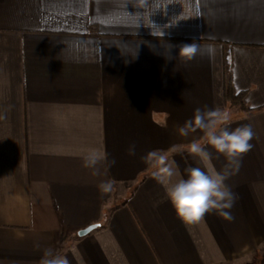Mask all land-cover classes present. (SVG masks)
I'll list each match as a JSON object with an SVG mask.
<instances>
[{"label":"crops","instance_id":"crops-1","mask_svg":"<svg viewBox=\"0 0 264 264\" xmlns=\"http://www.w3.org/2000/svg\"><path fill=\"white\" fill-rule=\"evenodd\" d=\"M227 85L246 110L224 106ZM205 107L251 126L238 171L189 153L200 130L178 134ZM91 148L116 160L106 177L83 166ZM168 163L173 182L227 173L234 219H180L153 175ZM48 247L70 264H264V0H0V264Z\"/></svg>","mask_w":264,"mask_h":264},{"label":"clouds","instance_id":"clouds-1","mask_svg":"<svg viewBox=\"0 0 264 264\" xmlns=\"http://www.w3.org/2000/svg\"><path fill=\"white\" fill-rule=\"evenodd\" d=\"M196 51L195 44H184L179 48L178 56L191 60ZM230 115L219 107L214 109H196L193 117L179 126L177 131L180 136L187 137L196 130L204 135V143L193 140L188 146V151L201 161L210 159V153L205 144L211 146L217 154H221L231 161L239 170L240 162L244 155L253 148L251 141L254 133L250 125L230 128ZM136 144L133 142L127 148L129 156L136 155ZM83 166L91 170L95 177H106L109 169L116 164L114 158L109 159V154L101 148H91L82 157ZM148 163L164 162L166 158L157 151H149L142 157ZM174 163V162H173ZM173 163H168L154 171V177L165 185L167 199L171 203L176 215L185 222L201 221L210 212H216L225 220L234 219L230 210L238 199L237 193L226 183L229 176L220 171H206L201 167L185 169L186 177H181L173 182V177L178 175ZM99 192L108 194L113 189V181L104 179L97 185ZM39 249L40 245L37 244ZM39 264H70L67 255L57 253L53 248L43 249Z\"/></svg>","mask_w":264,"mask_h":264},{"label":"trees","instance_id":"trees-1","mask_svg":"<svg viewBox=\"0 0 264 264\" xmlns=\"http://www.w3.org/2000/svg\"><path fill=\"white\" fill-rule=\"evenodd\" d=\"M244 95H245L244 91L233 93L230 86L227 85L226 87H224V91H223L224 106L236 110L237 109L246 110V106L243 103ZM143 176H141L140 181L143 179Z\"/></svg>","mask_w":264,"mask_h":264},{"label":"water","instance_id":"water-1","mask_svg":"<svg viewBox=\"0 0 264 264\" xmlns=\"http://www.w3.org/2000/svg\"><path fill=\"white\" fill-rule=\"evenodd\" d=\"M99 224L98 223H92V224H89L87 225L86 227L84 228H81L77 231V235L78 236H83L87 233H89L91 230H93L94 228H96Z\"/></svg>","mask_w":264,"mask_h":264}]
</instances>
